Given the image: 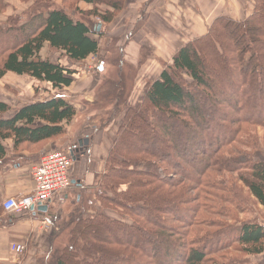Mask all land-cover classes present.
<instances>
[{"label": "trees", "instance_id": "trees-1", "mask_svg": "<svg viewBox=\"0 0 264 264\" xmlns=\"http://www.w3.org/2000/svg\"><path fill=\"white\" fill-rule=\"evenodd\" d=\"M3 1L0 12L7 6ZM70 1L89 6L79 11L53 0H34L22 15L0 22V78L28 75L62 90L71 86L76 69L42 58L45 45L72 62L97 55L100 46L109 50L111 45H99L100 32L91 27L90 19L98 14L92 5L105 3L116 12L124 1ZM248 5L250 12L241 18L214 17L205 33L182 44L155 79L145 82L107 147L106 172L95 190L99 203L86 192L72 201L36 264H244L247 256L264 254L259 219L226 224L206 213L211 204L215 209L225 200L238 205L237 181L264 210V136L261 141L250 133L251 127L264 128V0ZM113 16L100 17L109 23ZM144 50L140 48L139 64L148 57L142 56ZM107 54L99 62L122 61V56L110 59ZM116 76L112 97L122 103L131 90L125 92L123 77ZM11 110L0 101V164L7 162V146L13 154L35 155L62 137L76 115L61 95ZM182 139L185 149L178 150ZM23 143L35 147L21 151ZM88 161L94 164L92 149ZM240 201L241 207L247 198L241 195ZM224 209L220 213L227 217ZM104 210L116 212L119 219ZM196 224L209 230L195 233Z\"/></svg>", "mask_w": 264, "mask_h": 264}, {"label": "rangeland", "instance_id": "rangeland-1", "mask_svg": "<svg viewBox=\"0 0 264 264\" xmlns=\"http://www.w3.org/2000/svg\"><path fill=\"white\" fill-rule=\"evenodd\" d=\"M34 0H4L3 3L6 4L7 6L6 8H4L5 10H2L0 12V22L1 23H5L6 22V18L10 15L13 14H17V15H22V12L31 4L33 3ZM54 3L53 4H57L58 6L62 5V6H66L68 8H73L75 10H79L80 9H85L87 8V4L79 2V1H73L71 2L70 0H53ZM124 1L122 8H120L119 10H117L116 12L114 11V9H112L109 5L105 4V3H98L96 5H92V8H94L96 10V12L98 13L97 15H93L91 20V27H93L92 29L94 31H99L100 34L98 35L97 41L99 43V45H103L105 43H107V45H111V47L109 48V50H103L101 49L100 46V50L97 54V59L95 58V62H94V66L91 64L88 65H83L82 63H79V65L77 66V68H79V72H78V76L75 75V77L73 76L72 79V84L70 86V88L68 89H62V90H57V89H52L50 84L48 83H43V82H38L35 79L31 78L28 75H16L13 73H6L3 77L0 78V101L6 103L10 110H14L24 104H27L29 102L32 101H36V100H44V99H49L53 96H56L58 94H63L64 92L68 93L67 97H69V99H64L71 103L75 110H76V115L72 120V123L70 125V129H69V136H74L75 132L79 131H86V128H82L80 130L81 127L85 126L86 124L89 125H103L108 126L107 128H109V132L111 133V139L114 136L115 133V129L117 128V126L119 125V123L122 120V117L124 115V112L126 110V107L129 105H133L135 102H137L140 99V95L143 92V85H144V79H146V81L149 80H153L155 79V77L159 74V72L162 70L163 65L161 66V62H157V66H155L156 63H154L153 67V71L152 69L149 67L151 65V62L148 61L147 65L144 68H148L149 67V75H146L142 73V75L138 74L139 79L137 80V82H133L131 80H134L136 77V73L138 72V69L136 68H129L130 70H128V68L125 65H122L121 63H118L115 65V67H108L109 64H106L107 62H104L103 64H101L100 66V70H97V64L100 60V56H103L104 51H107L108 54L107 56L110 57V59L113 58V56H118L121 57L122 56V60L123 58V54L125 55V50H123L121 48V42L119 45L118 39L122 36H124L126 33H128V38L131 39L132 37L135 40H139L141 33H146L148 36L150 35L151 37H155L153 40L163 43L162 42V37L163 34L164 36L168 37L167 33L170 31L169 29L164 30L163 26L162 30L159 29L156 32L159 34V36H157L155 34H149L150 31L148 30V26H147V22L149 21V17L150 16H145L144 19L140 22L139 27L136 28L137 22L136 21L138 18H142L143 15L142 14V9L140 7V3L141 0H122ZM162 2L164 0H161ZM208 1V0H207ZM240 3L242 0H239ZM250 0H243V2L241 3V5L243 6V12L244 15L248 14L250 12L249 9H246L247 7H249V5L247 4V2H249ZM59 2V3H58ZM218 0H216V3L213 4H207L206 7L202 6V4L199 6L194 5L193 3H191V6L193 7L194 10L197 11V13H199V8L202 9H208L210 8V10H217L218 8ZM143 6V5H142ZM219 11H218V15H221L222 11L221 8L223 6H225V8L227 9V15L229 17L232 18H240L241 16H237V14H235L233 12V7L231 6V3L227 0H225L224 3H219ZM76 7V8H75ZM155 9H151L152 12H154ZM114 14L112 20L109 23H105L101 20V15H107L109 13ZM171 16L167 15L166 19L169 23H171L169 20ZM125 19V20H124ZM174 24V23H171ZM100 26L99 30H97V27ZM146 26V27H145ZM116 30L114 31L113 34H115L114 36L110 35L111 30ZM180 29V27L175 28V30ZM129 30V31H128ZM202 35V34H201ZM200 36V35H199ZM159 39H158V38ZM197 37V36H196ZM127 38V39H128ZM115 40H117V44L118 46H120V50L117 49V47H115ZM120 40V39H119ZM124 39H122L123 41ZM130 41V40H129ZM142 41V39L140 40ZM169 41V40H167ZM127 42V41H125ZM170 42V41H169ZM173 42V40H172ZM184 44V43H183ZM139 46V45H136ZM103 48V46H102ZM120 51V52H119ZM134 50H132L131 47L128 48L127 52H126V56L130 57L132 56ZM153 51L148 48H145L144 52H142V56H151L153 55L152 53ZM41 57L44 59H51V60H60V62L64 65H67V67H69V64L72 63L73 65L77 64L72 62L71 60H69L65 55H61L59 52H56L54 50H51L50 48H48L46 45L42 48L41 50ZM139 58L141 57V53L139 51ZM93 58V57H92ZM115 58V57H114ZM138 58V59H139ZM103 59V57H102ZM101 59V60H102ZM154 61V59H152ZM119 61V59H118ZM123 62H125L123 60ZM94 67V68H93ZM105 68V69H104ZM104 69V71H103ZM114 69V70H113ZM143 72H145V69H142ZM114 72V73H112ZM116 75L119 73L120 76L123 77V82L124 84L126 83V91H133L132 95L130 96V99L128 98L126 101L123 100L124 102L122 103H115L114 98L112 96L116 95V91L114 90L113 87H115V85L113 84V82H110L111 79L116 80L117 76ZM108 74V75H107ZM125 74V75H124ZM218 77H221V75H218ZM103 78L101 80V82L99 83V86H102V90L101 92L103 93H99V98L96 102L97 106L93 105V106H87L85 103L84 99H81L82 97H84L85 93L90 90V89H94L96 85H98V82L95 80L97 78ZM85 80V82H84ZM139 81V83H138ZM145 81V82H146ZM84 82V83H83ZM106 82H110L113 84V86H110L109 84H107ZM130 84V85H129ZM92 87V88H91ZM130 88V89H129ZM135 88V89H134ZM137 90L139 91V96L137 98H133V96L135 94H137ZM75 92H77V96L75 95ZM66 96V95H65ZM66 97V98H67ZM73 101H76V104H73ZM82 104H81V102ZM81 104V105H80ZM81 106H84L83 108H81ZM117 107H122V109H119V111L116 110ZM11 110V111H12ZM9 111V112H11ZM84 111V112H83ZM93 114V115H91ZM7 115H10V113H8ZM88 127V126H86ZM89 128V127H88ZM67 131V130H66ZM250 133L257 136V138H260L261 141L263 140V136H264V128L262 126H255V127H251ZM65 134H67L65 132ZM64 134V135H65ZM92 134H94V132H92ZM91 134V135H92ZM63 135V137H64ZM213 133L211 132V138L213 137ZM90 133H86V135L81 137V141H83L84 139H88L90 140ZM204 136V135H203ZM62 137V138H63ZM61 138V137H60ZM59 139V138H58ZM154 139V138H153ZM210 139V137H209ZM206 142L208 141V139H205ZM65 143L61 144L60 146L57 145L58 142L55 141H48L44 147L48 148V149H53V150H60V151H64V152H68L69 150L74 151L75 149H79V143L78 144H73L72 146H67V139L64 140ZM154 141V140H153ZM6 143H8L11 146V141L8 140ZM186 141L185 140H181V142L179 144H177V149L179 150H184ZM65 145V146H62ZM70 145V144H68ZM84 143H82V149L84 148ZM190 148L196 149L193 144L189 143ZM35 146L29 145L27 143H23L21 144V146L19 147V150L21 151H27V150H32ZM204 147H201V149H197L199 151H201ZM91 147L89 146V144H86V148L84 149L85 154H81V151L79 150L77 152V154H79L80 158L81 156H85L89 157V155L91 154ZM12 148L7 146V162L9 161H14L13 157V152L11 151ZM41 154V152L39 153V155ZM76 154V153H75ZM92 154L94 157V172L91 176V180L87 181V184H85V186L82 184V182L80 180L79 181L81 187H78L77 190L72 191V194L70 196V198L67 200L68 198V194L64 196L65 200L67 202H61L59 198H56L52 203H51V207H53L52 209V216H54V219H52L55 223H57L58 227H59V222L61 221L62 217L66 216L67 210L68 208H70L72 201H74L76 198H78L80 196V194H83L84 192H86L85 194L87 195H91V199L95 200V204H98L99 202L95 199V190H98L100 188V177L102 174H104L106 172V165H105V157L101 158V152L97 147H93L92 149ZM76 158V159H78ZM99 158H101L102 163H100L97 167V164L99 163ZM183 162V161H182ZM177 163V170L179 175H184L183 173L180 172V166L178 165V160L175 162ZM186 165H189V163L185 162ZM195 165V164H193ZM197 166V165H195ZM85 174V173H84ZM173 176L175 178H178V176L174 175L173 173L170 175ZM78 177V176H77ZM192 177V176H191ZM234 178V177H233ZM190 182H192V180L190 178H187ZM240 188L241 190H238L236 193V196L239 198V202L238 205L236 207L231 206L230 204L227 203V200L223 201L225 203H219L215 205V209L213 208L212 204L209 206L208 208V212H206L208 215V218H211L213 220H218L222 223H234L235 220L236 221H245V220H256L264 223V220L261 219V216H263L264 214V210L262 209V207L258 204H256L253 200V198L250 196H248V192L247 189L242 185V183L240 181H237V188ZM80 188V189H79ZM83 189V191H81ZM67 190H71V188H68ZM224 195V194H223ZM241 195H244L247 198V202L243 203L240 207V197ZM230 200V199H229ZM253 203V204H252ZM225 208L224 210V214L228 213L229 215L227 217H224L223 215H221L220 213V209L221 208ZM240 208V209H239ZM105 212H107L111 217H115L118 218V215L116 212L111 211V210H104ZM229 211V212H226ZM238 211V212H237ZM64 213V214H63ZM235 213V217L234 219H230L231 216ZM119 219V218H118ZM128 222V221H127ZM50 224V229H46V230H51L52 226L51 223ZM56 225V227H57ZM198 230L201 231H205L207 230V227L201 226L199 224H196V227L194 229V232L197 233ZM209 230V229H208ZM207 230V231H208ZM56 231V230H55ZM203 232V233H205ZM105 233H107V231L105 230ZM202 233V234H203ZM201 235V234H200ZM199 236V235H198ZM163 249V247H162ZM159 249V256L163 253V250ZM12 250V249H11ZM13 251V250H12ZM15 252V251H14ZM228 253L230 255L235 256L237 253L233 250H229ZM21 254V253H20ZM247 261L244 264H264V254L262 255H257V256H247Z\"/></svg>", "mask_w": 264, "mask_h": 264}, {"label": "crops", "instance_id": "crops-1", "mask_svg": "<svg viewBox=\"0 0 264 264\" xmlns=\"http://www.w3.org/2000/svg\"><path fill=\"white\" fill-rule=\"evenodd\" d=\"M227 1L231 3V6L233 7V12L237 14V16L242 17L244 15L243 6L241 5L243 0L241 1V3L239 0H227ZM224 2L225 0H218L217 2L218 8L215 11L210 10V8L208 9L199 8V13H197V11L194 10L193 7L191 6V3L199 7L202 4V6L206 7L207 4L209 5L216 3V0H208V1L207 0H164L163 2L161 0H141L140 7L142 9L141 15H143V17L141 19L138 18L136 20L138 21L136 28L139 27L140 22L144 19L145 16H150L148 18L149 21L147 22V26L149 27L148 30L150 31L149 34H152L154 36L156 34L157 36H159V34L156 31L161 29L162 30L161 34H163L165 28L169 29L170 31L167 33L168 37L164 36L163 34L162 37L163 43L153 40L155 37H151L150 35L148 36L146 33H141L140 38L142 39V41H140L141 39L135 40L133 37L129 39L128 36H126L128 35V33L120 37L119 38L120 40L118 39L119 45L121 42L122 44L120 46L123 50H125V55L123 54V58H124L123 60L125 62H123V60L121 59L122 61L120 63L122 65H125L128 68V70H130L129 68L132 67L135 69L139 68L138 72L135 74L136 77L134 81L133 80L131 81H133L134 83L137 82V80L139 79L140 75H142V73L143 74L146 73V75L150 76L149 67L153 71L152 66H154V63H156L155 66H157V62H161V66L162 65L164 66V63L165 62L168 63L170 61L173 53L183 43H185L190 39L195 38L196 36L205 33L211 21L214 19V17L218 15L219 7H220L219 3L222 4ZM151 9H155L154 12H152ZM221 11H222L221 15L225 14L226 16H228L227 9L225 8V6L221 8ZM167 15L171 16L170 17L171 20L169 21L174 24H171L167 21L166 19ZM162 26L164 30L162 29ZM177 27H180V29L175 30V28ZM114 31L116 30L113 29L111 30L110 32L111 36L115 35L113 34ZM122 39L124 40L122 41ZM167 40H169L170 42ZM129 47H131L132 50L134 51L132 53V56L127 57L126 52ZM141 47L148 48L149 50L151 49L153 51L152 52L153 55H151L150 57L148 56L141 64H139L140 58L138 54ZM94 57L96 58L97 55H91L87 57L85 60L74 62L77 63L75 65L70 63L69 68L76 69L75 75L78 76V72L80 69L77 68V66L79 65V63H82L83 65H88L92 63L91 66L92 65L94 66V62H95ZM152 59H154V61ZM148 61L151 62V65L146 69L144 67L147 65ZM105 62H107L106 64H109L108 67H110V65L113 68L115 67V65H113L111 62L108 61ZM103 63L104 61L98 62L97 64L98 71L100 70V66ZM142 69H145L146 71L143 72ZM102 79L103 78H99V77L95 79L98 82V85H96L94 89L91 87L92 89L88 90L85 93L84 97L81 98L85 100L84 104H86L87 106H93V105L97 106L96 102L99 98L98 94L102 90L101 86H99L100 85L99 83L101 82ZM143 79L145 84L146 79L145 78ZM115 81L116 80H113L112 82ZM68 88H70V86L64 89H68ZM132 92L133 91H131V94L128 97L129 99L130 96L132 95ZM67 95L68 93L64 92L61 96L64 97L65 99H69ZM75 95L77 96V92H75ZM138 96H139V91L137 90V94H135L133 98H137ZM73 104H76V101H73ZM83 107L84 106H81V108ZM71 123L66 128L67 134H65L64 137L62 136L63 138L61 137L55 141L58 142L57 145L60 146L61 144H64L65 139H67L68 141L67 146L78 144V141L81 140L82 136L86 135V133H90L89 136L90 140H88L87 144H89V146L92 149L93 147H97L101 152V158L105 157L107 153V147L109 146L112 137L111 133L109 132V128H107L108 126L104 127L101 124L99 125L86 124L85 126L81 127L80 130L82 128H86L87 132L78 130L77 132H75L74 136L73 135L69 136L68 132ZM86 126H88L89 128ZM92 132H94V134H92ZM45 149L47 148L43 146L39 151L36 152L35 155L32 156L27 152L25 153L22 152L23 155L22 153L13 154L12 158H14V161L12 162L9 161L0 164V205L1 202L8 197H19L21 195H27L30 192H32L34 188V182L29 174L30 165L39 159L40 156L39 153ZM101 158H99V163L97 164V167L100 163H102ZM94 171H95L94 164L93 165L89 164L88 157H86V155L76 159V161H74L71 166V175L73 174L76 177L78 176L76 180H80L84 186L85 184H87V181L91 180V176ZM72 191H73L72 189L68 190L69 196L67 200L70 198ZM53 201L54 200H52L47 205L45 212L35 210V211L24 212L21 215H10V214H6L2 210V212L0 213V264H36V259L40 255V253L48 250V245L52 239L51 235L55 233V230H57L56 227L57 223H55L52 220L54 219V216H52L51 214L53 210L52 209L53 207H51V203ZM63 202H67L65 198ZM44 223H48V224L51 223L52 229L51 230L44 229L43 226ZM12 243L23 245L24 246L23 252L21 254H18L12 251L10 248V245Z\"/></svg>", "mask_w": 264, "mask_h": 264}, {"label": "built area", "instance_id": "built-area-1", "mask_svg": "<svg viewBox=\"0 0 264 264\" xmlns=\"http://www.w3.org/2000/svg\"><path fill=\"white\" fill-rule=\"evenodd\" d=\"M73 158L69 151L45 149L41 152L38 162L30 167V174L34 182L32 192L19 197H8L1 202L6 213L22 214L31 206L38 204L48 205L52 200L59 198L64 201L67 189L72 184L71 166ZM45 227H47L45 225ZM17 252H21V245H12Z\"/></svg>", "mask_w": 264, "mask_h": 264}, {"label": "water", "instance_id": "water-1", "mask_svg": "<svg viewBox=\"0 0 264 264\" xmlns=\"http://www.w3.org/2000/svg\"><path fill=\"white\" fill-rule=\"evenodd\" d=\"M99 28H100V26L97 27V30H99ZM78 143H79V149H75L74 151L69 150V153L72 156L73 160H75L76 158L79 157V154H77V152L79 150L81 151L82 155L85 154L84 149L86 148V144L88 143V139L83 140V143L85 144L83 149L81 148L82 147V141L79 140ZM72 184H76V186L80 187L79 181H77L75 179H72ZM46 207H47L46 204H38V205H36V210L41 211V212H45ZM33 208H34V206L30 207L31 210H33Z\"/></svg>", "mask_w": 264, "mask_h": 264}, {"label": "bare ground", "instance_id": "bare-ground-1", "mask_svg": "<svg viewBox=\"0 0 264 264\" xmlns=\"http://www.w3.org/2000/svg\"><path fill=\"white\" fill-rule=\"evenodd\" d=\"M40 157V156H39ZM38 162V160L37 161H35L34 163H32L31 165H30V167L33 165V164H35V163H37ZM29 174H30V169H29ZM30 176H31V174H30ZM32 178V177H31ZM2 207V206H1ZM2 210H3V208H2ZM36 210V206L33 208V210H31V209H29L27 212H29V211H35ZM4 211V210H3ZM38 211V210H37ZM5 212V211H4ZM6 213V212H5ZM6 214H9V213H6ZM23 214V213H22ZM10 215H12V214H10ZM14 215H21V214H14ZM45 225L47 226V227H45ZM44 229H49V227H50V225L48 224V223H44ZM12 245H21V244H16V243H12L11 245H10V248L13 250V251H15L16 253H18V254H20V253H22L23 252V250H24V246L23 245H21L22 247H23V249H22V251L21 252H17L16 250H14L13 248H12Z\"/></svg>", "mask_w": 264, "mask_h": 264}, {"label": "flooded vegetation", "instance_id": "flooded-vegetation-1", "mask_svg": "<svg viewBox=\"0 0 264 264\" xmlns=\"http://www.w3.org/2000/svg\"><path fill=\"white\" fill-rule=\"evenodd\" d=\"M82 143H83V141H82Z\"/></svg>", "mask_w": 264, "mask_h": 264}]
</instances>
